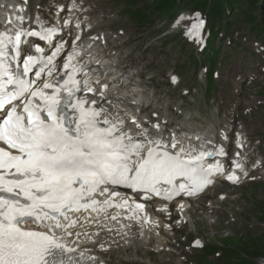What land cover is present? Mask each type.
I'll return each instance as SVG.
<instances>
[{
    "label": "snow or ice",
    "instance_id": "snow-or-ice-1",
    "mask_svg": "<svg viewBox=\"0 0 264 264\" xmlns=\"http://www.w3.org/2000/svg\"><path fill=\"white\" fill-rule=\"evenodd\" d=\"M184 19L181 15L177 23ZM189 19L193 23L186 34L199 36L205 21L199 13ZM15 20L23 25L24 17ZM6 23L11 26V18ZM56 31L0 27V264H102L65 239L74 236L75 243L82 235L69 230L80 223L72 214L88 213L84 223L98 224L101 214L116 208L122 211L105 219L146 224L147 216L141 215L145 205L119 189L142 194L144 200L195 196L223 171L219 162L206 163L225 155L223 148L217 153L185 144L175 131L166 139L158 118L147 120L118 94L109 96L115 86L102 82L80 59L76 41L61 70L55 61L62 45L48 56H22L23 37L50 41ZM171 79L175 83L177 78ZM228 179L236 183L239 177L232 173ZM83 235L92 241L87 232Z\"/></svg>",
    "mask_w": 264,
    "mask_h": 264
},
{
    "label": "rangeland",
    "instance_id": "rangeland-1",
    "mask_svg": "<svg viewBox=\"0 0 264 264\" xmlns=\"http://www.w3.org/2000/svg\"><path fill=\"white\" fill-rule=\"evenodd\" d=\"M149 1L151 2V0H149ZM152 28H154V30H157V31H163V30L167 29L168 28L167 20H165V19L158 20L156 25H155V27L154 26H150L148 29L152 30ZM163 48L164 47L160 45V46L157 47V51L161 50ZM166 52L167 53L164 54V57H166L168 59H169V57H171L172 58V63L170 62V65H174L173 63H175V62L173 60H177L178 58H180L178 50L176 48H169ZM190 75L192 76L191 73H190ZM181 76H182L181 78H182L184 84L187 85L189 83V80L186 79L185 77H183L182 74H181ZM254 88H255L254 85H247L246 88H242L240 85H235L234 89L235 90H240V94L237 93L231 98V100L229 101V106L231 107L236 102L243 101L244 99H246V97L254 90ZM262 88H264V85H261V87L258 88V89H262ZM256 98L259 99V97H257V96H256ZM261 191L262 190H260L259 193L252 194V198L255 201L254 203H258L261 200V198L263 197L261 195ZM262 206L264 208V205H262ZM245 212H246V217L247 218H251L254 221L261 220V223L264 226V210L258 208V205H255L253 208L249 207V208L245 209ZM252 234H253L254 237L260 236V232H254ZM229 236H234L236 238H241V237L243 238V235L236 234V233H232ZM257 264H264V263L261 262V261H258Z\"/></svg>",
    "mask_w": 264,
    "mask_h": 264
},
{
    "label": "bare ground",
    "instance_id": "bare-ground-1",
    "mask_svg": "<svg viewBox=\"0 0 264 264\" xmlns=\"http://www.w3.org/2000/svg\"><path fill=\"white\" fill-rule=\"evenodd\" d=\"M105 70H110V68H109V67H108V68H105ZM124 90H125V91H124ZM114 93H115V94H118L121 100L124 99V101L127 102V103H126V106H127L129 109H131L130 107H131L133 104H131L130 102H131L132 100H135V98H133L132 95L128 93V90H127V89L119 90V91L114 92ZM181 140H182L183 143L185 142V144H186V140H185V139H181ZM88 248H89V247H88Z\"/></svg>",
    "mask_w": 264,
    "mask_h": 264
}]
</instances>
